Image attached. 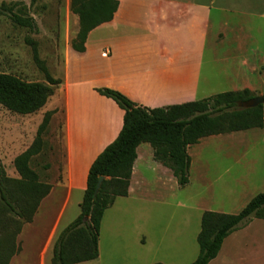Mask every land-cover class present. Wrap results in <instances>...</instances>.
Returning a JSON list of instances; mask_svg holds the SVG:
<instances>
[{"label":"rangeland","instance_id":"1","mask_svg":"<svg viewBox=\"0 0 264 264\" xmlns=\"http://www.w3.org/2000/svg\"><path fill=\"white\" fill-rule=\"evenodd\" d=\"M155 1L121 3L123 7L146 10L157 7ZM191 1L196 7H207L209 26L197 60L200 65L196 67L195 89L192 85L186 92L185 86L174 84L165 90L157 83L160 76L153 70L156 44L150 40L144 22L89 32L85 53H78L72 42L80 24L70 10V0H0V4H23L37 27L31 31L15 25L8 16H0V72L25 81L47 84V75L60 81L46 104L33 114L19 115L0 105V162L6 175L20 178L14 161L31 146L48 112L44 145L30 167L51 185L64 165L67 117L74 143L80 142L81 136L90 140L100 130L93 121L97 114L103 113L119 125L124 111L99 89L116 90L135 104V97L147 98L162 89L164 95L184 94L191 101L243 89L262 95L264 0ZM82 126L87 129L81 131ZM146 146L141 147L140 155ZM149 149L144 159L153 165ZM187 152L189 182L183 187L177 185L169 168L163 184L158 185L154 165L148 168L139 164L138 169L148 180L147 194L136 199L118 198L105 212L99 236L100 264H146L151 260L153 264H192L198 254L196 237L202 213L236 214L253 196L264 192V127L209 136L189 146ZM74 155L80 158L79 153ZM82 196L73 190L58 234L78 216ZM64 203L65 190L54 187L40 202L30 223L19 220L21 228L15 239L21 250L9 264H51L54 227ZM262 230L264 220L250 219L227 236L208 264H264ZM140 243L146 246L138 251L135 247Z\"/></svg>","mask_w":264,"mask_h":264},{"label":"trees","instance_id":"2","mask_svg":"<svg viewBox=\"0 0 264 264\" xmlns=\"http://www.w3.org/2000/svg\"><path fill=\"white\" fill-rule=\"evenodd\" d=\"M118 6V0H70V10L78 16L80 24L72 42L73 49L84 52L88 33L110 22ZM0 16H8L19 27L37 30L23 4L1 3ZM57 84L60 81L48 75L46 84L0 72V105L19 115L33 114L46 104ZM98 92L111 98L124 111L123 124L117 137L90 165L79 204L80 213L54 240L51 264H78L97 259L104 213L117 197L128 195L140 144H149L153 160L169 168L177 185L183 187L189 182V146L209 136L264 127V104L253 108L238 106L239 102L257 97L248 89L157 108L137 105L116 90L105 88ZM262 96L264 99V93ZM49 116L50 112L44 115L33 143L14 161L19 179L8 177L0 162V234L3 236L0 264H9L20 252L15 239L21 228L19 220L30 223L40 202L52 189V185L40 179L30 167L44 145L42 136ZM100 176L104 179L94 194ZM252 218L264 220V192L253 196L236 214L204 211L196 237L198 254L192 264H208L219 253L224 239Z\"/></svg>","mask_w":264,"mask_h":264},{"label":"crops","instance_id":"3","mask_svg":"<svg viewBox=\"0 0 264 264\" xmlns=\"http://www.w3.org/2000/svg\"><path fill=\"white\" fill-rule=\"evenodd\" d=\"M155 4H157V7H146L145 10V7H123L121 0H119V6L113 16V19L110 22L96 27L91 31V33L102 27H116L127 25L129 23L136 25V21L144 22L150 31V40L156 44L153 70H155V74L157 76H160L157 83L162 84L165 90H168V87L174 84L179 87L185 86V91L189 92L188 88L196 83V67L200 65V62H197V60L206 43L207 28L209 26L205 12L207 7H196L197 5L192 3L191 0H157L155 1ZM140 10L141 12H139ZM85 51L78 53H85ZM191 63H193V66ZM161 66H165L166 68H161ZM193 88L195 89V85ZM161 92H164V90L162 89L160 92H156V94H151L147 96V98L135 97L134 101L147 108L170 106L191 101L190 98H184L187 97V95L184 94L164 95ZM123 116L124 114L121 116L122 122L118 125L117 122H110L109 118L103 113L97 114L93 121H95L94 123L96 126H100H98L100 130L93 133V137L90 140L81 136L80 142L78 143H74L72 140L69 117L65 119V141L63 154L64 165L63 168L60 169L57 180L53 183L52 189L48 194L49 196L53 192L54 187H61L65 190V203L56 218L53 233L55 235L54 240L58 235L59 223L61 222L65 206L69 202L73 190H77L79 193H84L90 165L97 155L117 137L123 124ZM86 129L87 128L82 126L81 131H85ZM144 144L146 143L140 144L136 149L137 158L133 165L128 195L126 197H117L116 200L118 198L136 199L142 196L145 197L147 194V192H145V188L148 186V180L144 176V173L138 169L139 164L142 167L145 165L148 168L154 165L153 169H155V181L158 185L163 184L164 179L169 174V169L163 167L160 163L151 159L153 160V165H150L151 163L149 160L144 159L145 154H150L149 144L144 149L145 153L140 155L139 150ZM75 153H79L80 158H76V155H74ZM116 200L109 208L114 206ZM104 216L101 222L100 232L104 227ZM249 232L259 231L249 230ZM261 232H264V230ZM145 246V244L140 243V245L135 248L139 251V248H145ZM98 251L99 255L97 259L78 264H100V237L98 241ZM16 256L17 255H14L12 257L11 262L14 258H16ZM153 263V260H151L147 261L146 264Z\"/></svg>","mask_w":264,"mask_h":264},{"label":"water","instance_id":"4","mask_svg":"<svg viewBox=\"0 0 264 264\" xmlns=\"http://www.w3.org/2000/svg\"><path fill=\"white\" fill-rule=\"evenodd\" d=\"M259 104H264V99L262 95L249 99L248 101L239 102L238 106L239 108H253L258 106ZM103 179H104L103 176L99 177L94 194L98 192Z\"/></svg>","mask_w":264,"mask_h":264}]
</instances>
